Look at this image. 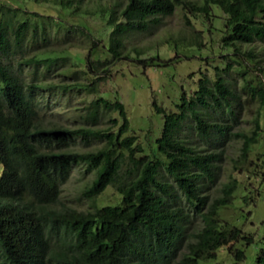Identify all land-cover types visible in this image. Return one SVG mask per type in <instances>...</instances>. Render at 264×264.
Instances as JSON below:
<instances>
[{
    "label": "trees",
    "instance_id": "16d2710c",
    "mask_svg": "<svg viewBox=\"0 0 264 264\" xmlns=\"http://www.w3.org/2000/svg\"><path fill=\"white\" fill-rule=\"evenodd\" d=\"M42 1L47 0H0V264H166L174 254L182 226L179 209L171 210L165 204L170 184L156 178L159 166L173 176L185 198L196 200L195 210L203 222L193 241L187 244V253L179 264H196L213 258L219 247H226L233 256V264H238L244 252L230 243L243 240L248 245L251 238L217 216L218 209L228 204L233 187L226 184L222 195L201 212L204 197L198 195L194 180L214 178L212 162L217 156L198 154L175 135L186 112L194 115V127L199 135L207 137L211 132L224 135L223 125L206 122L194 108L195 104L209 107L208 101L214 106H219L221 100L227 102L232 93L223 79L217 75L212 86L206 87V78H200L194 100L186 101L182 97L179 113H162L161 133L150 154L135 143L133 136L122 137L126 119L117 101L93 99L87 104L84 117L97 120L102 113L120 115L122 122L116 130L49 128L36 124L34 119L39 109L34 90L42 89L41 86L53 88L51 83H44V76L64 58L53 54L40 58L37 53L25 58L24 52L46 46L54 33L62 29H75L60 17L42 14L26 5ZM49 1L62 8L71 3L70 0ZM175 3L190 15L205 17L208 5H217L226 16L225 34L221 39L225 47L254 39L264 42V0H204L200 4L189 0H126L120 10L110 6L106 12V25L111 27L107 51L116 60L127 58V54L122 55V38L130 32L148 29L161 16L170 14ZM98 41L91 40L92 50ZM103 62L86 58L81 71L95 80L100 77L98 71L110 72V62ZM29 66V71L24 69ZM244 73L243 70L241 75ZM256 80L254 83L246 77L244 81L264 106L263 83ZM73 87L89 93L95 91L92 83L75 82ZM110 121L113 123L114 119ZM259 129L255 118L252 132L243 135L242 156L256 142ZM76 136L84 140L93 137L102 146L80 153L51 151L54 147L67 146L68 139ZM78 163L96 171L83 194L85 197L96 196L111 185L122 196V205H106L89 211L50 209L70 164ZM60 230L58 240L52 245L51 233ZM65 241L68 242L64 247ZM253 264H264V247Z\"/></svg>",
    "mask_w": 264,
    "mask_h": 264
},
{
    "label": "rangeland",
    "instance_id": "374dc122",
    "mask_svg": "<svg viewBox=\"0 0 264 264\" xmlns=\"http://www.w3.org/2000/svg\"><path fill=\"white\" fill-rule=\"evenodd\" d=\"M189 1L200 4L204 0ZM70 2L64 8L49 0L26 3L33 10L60 17L75 28L62 29L54 33L46 46L24 52L25 58L36 53L40 58L46 54L64 58L44 76V83H51L53 88L41 86L42 89L34 90V101L39 109L34 122L49 128L116 130L122 122L120 115L102 113L97 120H85L84 117L87 104L93 99L101 97L109 102L117 101L121 103L126 119L122 137L133 136L135 143L150 154L155 139L161 133L163 114L179 113L178 105L182 101L194 100L200 78H206L205 86L211 87L218 75L232 93L228 101L221 100L219 106L208 101L209 107L195 104L194 108L206 122L223 125L224 135L214 132L207 137L199 135L194 127V115L188 112L179 122L175 135L198 154L217 156L212 162L214 178L211 181L205 177L194 180L198 195L204 197L201 212H205L212 200L222 195L224 186L230 184L233 187L230 200L218 209L217 216L219 220L238 227L240 234L251 238L248 245L243 240L230 244L244 252L238 264H253L257 253L264 247V106L259 104L257 96L252 94L244 80L246 77L254 83L256 79L261 80L264 89V42L254 39L248 43H237L236 49L225 47L221 39L225 34L223 24L226 16L217 5L209 4L205 17L190 15L182 5L175 3L170 14L161 16L148 29L126 34L122 38V55L127 54V58L116 60L107 51V34L111 27L106 25V12L110 6L120 10L126 0ZM53 30L54 27L51 32ZM91 40H99L93 50L89 45ZM86 58L94 62L98 59L110 62V72L101 74L98 71L100 77L93 80L81 71ZM30 67L24 69L29 71ZM243 70L245 76L241 75ZM75 82L92 83L95 91L89 93L73 87ZM255 118H258L260 126L257 140L242 156L243 135L252 132ZM101 146L102 142L93 137L84 140L76 136L68 139L67 146L54 147L51 151L80 153L95 151ZM157 156L163 161L162 156ZM123 169H127V164L124 163ZM95 174V170H88L83 163L70 164L68 175L60 184L58 197L49 208L89 211L106 205H122V196L111 185L91 198L83 195ZM156 178L170 184L165 204L171 210L178 208L181 215V235L173 256L166 263L179 264L187 253V244L193 241L194 234L203 225L200 214L195 210L198 203L185 198L173 176L162 166L158 167ZM60 232L57 231L56 235L51 233L52 245ZM67 242L61 244L65 247ZM233 262V256L226 247H219L213 258L199 260L196 264Z\"/></svg>",
    "mask_w": 264,
    "mask_h": 264
}]
</instances>
